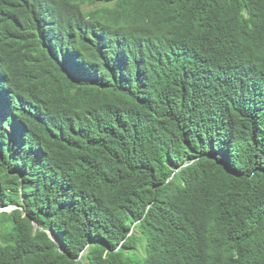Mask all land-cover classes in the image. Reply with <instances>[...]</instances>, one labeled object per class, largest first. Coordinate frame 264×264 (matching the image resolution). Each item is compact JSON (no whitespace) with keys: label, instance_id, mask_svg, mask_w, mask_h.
I'll return each instance as SVG.
<instances>
[{"label":"trees","instance_id":"16d2710c","mask_svg":"<svg viewBox=\"0 0 264 264\" xmlns=\"http://www.w3.org/2000/svg\"><path fill=\"white\" fill-rule=\"evenodd\" d=\"M0 264H264V0H0Z\"/></svg>","mask_w":264,"mask_h":264},{"label":"rangeland","instance_id":"374dc122","mask_svg":"<svg viewBox=\"0 0 264 264\" xmlns=\"http://www.w3.org/2000/svg\"><path fill=\"white\" fill-rule=\"evenodd\" d=\"M14 209V206H7V207H4L3 209H0V210H13Z\"/></svg>","mask_w":264,"mask_h":264}]
</instances>
